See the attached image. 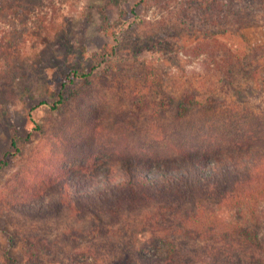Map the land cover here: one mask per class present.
I'll use <instances>...</instances> for the list:
<instances>
[{
  "label": "rangeland",
  "instance_id": "rangeland-1",
  "mask_svg": "<svg viewBox=\"0 0 264 264\" xmlns=\"http://www.w3.org/2000/svg\"><path fill=\"white\" fill-rule=\"evenodd\" d=\"M221 1L44 0L26 20L9 18L10 59L0 64V264H116L133 257L151 232L158 236V253L169 240L190 256L207 248L206 259L219 247L188 236L186 217L196 210L191 203L126 205L109 213L100 202L79 197L77 203L67 195L63 206L22 207L57 197L49 187L41 192L45 178H58L56 164L64 177L77 174L76 185L66 184L65 193H74L89 189L94 170L105 164L117 168L130 157L155 163L183 148L198 151L205 142L222 147L255 130L264 112V50L256 79L221 92V78L207 77L191 49L196 35L224 28L230 29L225 38L233 32L238 46L243 36L264 47V9L239 19L220 15ZM240 21L251 24L240 28ZM197 87L199 102L208 96L225 102L214 111L197 106L179 116L183 93ZM60 95L63 103L52 109ZM227 115L229 132L222 124ZM22 195H32L33 202L20 201ZM258 216L264 243L263 202ZM241 249L255 251L245 243Z\"/></svg>",
  "mask_w": 264,
  "mask_h": 264
},
{
  "label": "trees",
  "instance_id": "trees-1",
  "mask_svg": "<svg viewBox=\"0 0 264 264\" xmlns=\"http://www.w3.org/2000/svg\"><path fill=\"white\" fill-rule=\"evenodd\" d=\"M236 1H221V7L217 6L220 15L234 13L240 19L242 15L247 16L251 9H264V0H241L238 4ZM43 2L44 0H0V64L6 66L10 59L8 38L13 31V24L7 23L9 18L26 20L31 8L42 7ZM213 9L216 10L211 7ZM212 19L220 21V17ZM239 23L240 28L251 24L244 21ZM222 30L209 35H196L190 42L193 56L200 57V66L206 76L220 77L219 90L229 92L235 90L232 85L238 81L258 77L259 60L263 57L259 52L264 47L251 45L243 36L239 37L238 46L233 41L234 33L229 32L225 38L230 29ZM75 74L78 77L88 76L78 71ZM150 77V81L153 80V75H148L147 80ZM201 82L203 84L204 81ZM197 88L183 93L182 100L176 105L179 116L190 113L197 106L214 111L225 102L208 96L201 103L196 99L201 94V87ZM211 92L213 94L214 91ZM61 103L62 95L51 108L55 109ZM256 121L258 125L255 130L247 129L242 139L232 138L228 145H215L218 147L216 149L205 142L203 146H199L198 151H193L190 147L181 148V154L155 163L130 157L119 161L117 168L105 164L99 170H94L96 181L93 185H87L90 186L89 189L79 188L74 193L65 192L67 185L77 184V174L70 173L71 176L67 174L64 177V173L58 168L60 166L57 167L56 164L54 170H58V178H45L41 183V192L46 193L49 187L52 192L56 191L57 197L35 201L33 205L27 204L22 208L44 210L47 207L63 206L64 200H70L67 195H74L77 203L79 197L89 199L88 204L100 202L107 207L105 211L109 213L122 211L126 205L129 208L149 206L155 202L163 205L191 203L196 210L186 217L185 222L192 226L187 228L188 236L199 242L209 238L219 245L214 250L209 249L207 259V248L201 252L192 250L191 253H195L190 256L189 251H183L177 243L170 240L161 253H158V250L154 251L158 247V236L151 232L147 236L146 245L138 247L133 257L116 264H264V243L260 241L257 232L259 207L261 202L264 203V112ZM222 124L229 132L233 121L227 115ZM10 143L17 151L16 135H11ZM45 164L52 165L53 162L46 160ZM149 171L155 173L150 175ZM44 196L41 195L46 198ZM20 201L33 202L32 195H22ZM243 243L255 251L246 255L241 249ZM73 260L76 264V259Z\"/></svg>",
  "mask_w": 264,
  "mask_h": 264
}]
</instances>
